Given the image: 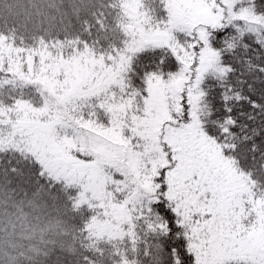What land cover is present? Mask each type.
Instances as JSON below:
<instances>
[{
  "label": "snow or ice",
  "instance_id": "1",
  "mask_svg": "<svg viewBox=\"0 0 264 264\" xmlns=\"http://www.w3.org/2000/svg\"><path fill=\"white\" fill-rule=\"evenodd\" d=\"M0 264H264V0H0Z\"/></svg>",
  "mask_w": 264,
  "mask_h": 264
}]
</instances>
